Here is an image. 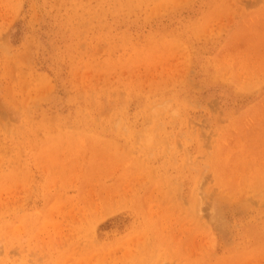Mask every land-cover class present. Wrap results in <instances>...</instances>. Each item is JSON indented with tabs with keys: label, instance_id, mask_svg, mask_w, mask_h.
Wrapping results in <instances>:
<instances>
[{
	"label": "rangeland",
	"instance_id": "obj_1",
	"mask_svg": "<svg viewBox=\"0 0 264 264\" xmlns=\"http://www.w3.org/2000/svg\"><path fill=\"white\" fill-rule=\"evenodd\" d=\"M0 264H264V0H0Z\"/></svg>",
	"mask_w": 264,
	"mask_h": 264
}]
</instances>
